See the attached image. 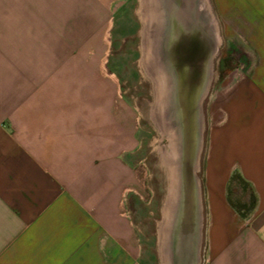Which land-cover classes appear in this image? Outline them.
Instances as JSON below:
<instances>
[{"label": "crops", "instance_id": "obj_1", "mask_svg": "<svg viewBox=\"0 0 264 264\" xmlns=\"http://www.w3.org/2000/svg\"><path fill=\"white\" fill-rule=\"evenodd\" d=\"M118 1L0 0V264H140L136 113L100 60L69 56V37ZM256 51L208 108L203 264H264V42ZM234 173L255 195L245 218L226 198Z\"/></svg>", "mask_w": 264, "mask_h": 264}, {"label": "rangeland", "instance_id": "obj_2", "mask_svg": "<svg viewBox=\"0 0 264 264\" xmlns=\"http://www.w3.org/2000/svg\"><path fill=\"white\" fill-rule=\"evenodd\" d=\"M196 1L194 14L188 11L186 15L192 16L193 27L195 25L200 33L209 39L212 46V58L208 68L210 78L200 104L202 128L198 137L200 141L198 167L195 175L190 176L198 212L196 223L200 229L194 235L193 242L191 240L188 252L190 255L193 249L195 258L193 264H203L206 211L202 166L209 124L208 108L212 94L221 85L222 79L225 76L245 74L250 70L249 62L257 59L258 45L264 42V0ZM171 2L172 0L118 1L110 7L106 19L89 21L88 35L69 37L68 41V44H74V51L69 54L73 55L74 59L83 58V52L87 51L88 55H85V58L100 60L103 74L115 81L118 95H121L136 113L139 147L130 162L137 174L138 190L131 201L128 216L135 227L139 242L140 264H161L159 226L164 215L169 185L165 161L168 157L174 164L180 159L177 140L172 141L176 136L174 124L169 129L166 126L165 130L160 129L162 121L164 123L166 120L167 123L166 111L162 109L161 104L160 118L156 121L155 91L150 69L144 66L143 52L155 29L152 24L145 31L144 21L148 9L153 8L157 12L161 7L167 13L169 8L171 9L167 4L170 5ZM168 29L167 32L170 34V30L174 31L173 27ZM194 31L184 32L182 34L184 42L181 44L179 41L178 44L188 46L189 40L193 39ZM204 37L202 36L201 40ZM162 105L164 107L163 102ZM163 156H166L165 159ZM237 196L242 202H246L249 191L242 192L238 189ZM168 244L167 241L162 247L166 254ZM169 264L178 262L169 260Z\"/></svg>", "mask_w": 264, "mask_h": 264}, {"label": "bare ground", "instance_id": "obj_3", "mask_svg": "<svg viewBox=\"0 0 264 264\" xmlns=\"http://www.w3.org/2000/svg\"><path fill=\"white\" fill-rule=\"evenodd\" d=\"M196 2L172 0L170 5L167 4V7H171L167 13L161 7L157 12L150 8L144 21L145 31L152 24L155 26L149 44L143 52L144 66L150 69L155 91L154 107L158 109L157 111L155 109L156 121L160 118L161 104L162 109L166 111L168 125L166 120L164 121L166 125L162 121L160 129L165 130V126L169 129L174 124L176 136L171 140H177L180 151V159L174 163L175 165L170 158H166L170 186L164 203L163 219L159 226L161 264H169V260L177 261L178 264H193L195 261L193 249L192 253L190 252L191 256L188 252L191 240L193 242V237L199 230L191 177L195 175L198 167L200 152L198 137L202 128L200 104L209 82L208 68L212 58L209 39L204 37L195 25L193 27L192 16L186 15L188 11L194 14ZM172 27L174 31L170 30V34L167 31ZM188 30H195L192 32L193 39L189 40L188 46H180L178 42L183 44L185 38L182 34ZM167 241L169 246L166 254L162 247Z\"/></svg>", "mask_w": 264, "mask_h": 264}, {"label": "trees", "instance_id": "obj_4", "mask_svg": "<svg viewBox=\"0 0 264 264\" xmlns=\"http://www.w3.org/2000/svg\"><path fill=\"white\" fill-rule=\"evenodd\" d=\"M238 189L242 192L248 190L249 198L242 202L237 196ZM226 198L228 204L238 213L241 218H245L255 206V195L247 182H245L237 173L231 175L227 185Z\"/></svg>", "mask_w": 264, "mask_h": 264}, {"label": "flooded vegetation", "instance_id": "obj_5", "mask_svg": "<svg viewBox=\"0 0 264 264\" xmlns=\"http://www.w3.org/2000/svg\"><path fill=\"white\" fill-rule=\"evenodd\" d=\"M166 157V156H165ZM165 157L163 156V158L165 159ZM165 165L167 166L168 164L166 163V161H165ZM167 168H168V166H167Z\"/></svg>", "mask_w": 264, "mask_h": 264}]
</instances>
